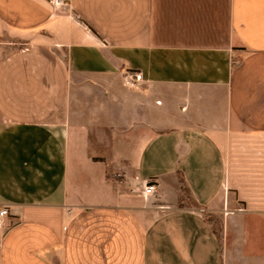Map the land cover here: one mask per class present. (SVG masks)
<instances>
[{"label": "crops", "instance_id": "1", "mask_svg": "<svg viewBox=\"0 0 264 264\" xmlns=\"http://www.w3.org/2000/svg\"><path fill=\"white\" fill-rule=\"evenodd\" d=\"M66 1L0 0V264H264V0Z\"/></svg>", "mask_w": 264, "mask_h": 264}, {"label": "built area", "instance_id": "2", "mask_svg": "<svg viewBox=\"0 0 264 264\" xmlns=\"http://www.w3.org/2000/svg\"><path fill=\"white\" fill-rule=\"evenodd\" d=\"M56 6H67L66 0H52ZM125 84L136 87L143 82V73L137 70H127L124 73ZM158 184L156 182L145 180L141 184L140 195L145 199L155 196L158 193ZM9 216V209L6 205H0V229L5 228L6 219Z\"/></svg>", "mask_w": 264, "mask_h": 264}, {"label": "rangeland", "instance_id": "3", "mask_svg": "<svg viewBox=\"0 0 264 264\" xmlns=\"http://www.w3.org/2000/svg\"><path fill=\"white\" fill-rule=\"evenodd\" d=\"M23 46H25V45H23ZM181 188H182L183 198H184L185 202L184 203H180V204L194 205L195 202L190 197L186 187L182 184ZM225 212H220V214L219 213L218 214H214L213 216L209 217V219L211 220V222L213 224V227L216 230V232L218 233L219 237H221V232H222L221 225H222V222L224 221Z\"/></svg>", "mask_w": 264, "mask_h": 264}]
</instances>
